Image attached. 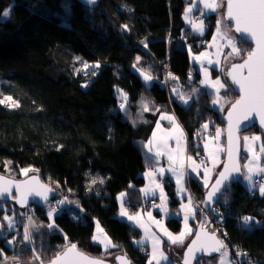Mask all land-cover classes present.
<instances>
[{"label":"trees","instance_id":"1","mask_svg":"<svg viewBox=\"0 0 264 264\" xmlns=\"http://www.w3.org/2000/svg\"><path fill=\"white\" fill-rule=\"evenodd\" d=\"M188 4L187 0H97L93 5L82 0H0V100L9 96L18 103L13 109L0 103V173L21 179L24 170H36L57 191L56 197L82 213L75 218L65 201L53 221L49 206L21 209L40 224L54 227L44 230L34 247L21 239L9 246L11 237L0 236V264L4 255L21 251L30 252L24 257L34 253L39 262L49 263L72 244L99 258L116 254L132 264L148 263L146 249L134 244L141 231L117 215L116 195L125 190L128 206L134 211L142 207L143 174L153 165L145 147L158 111H174L196 159L205 154L203 125L211 122L212 134L218 127L225 129L223 114L214 108L215 94L205 92L185 105L171 93L172 87L199 83V73L193 80L189 77L193 69L189 48L203 50L218 26L219 14L204 15L207 34L194 35L183 20ZM3 11L9 16L3 17ZM235 42L240 49L237 59L245 58L252 45L239 37ZM87 64L98 68L84 74ZM167 70L177 77L169 88L164 81ZM146 76L156 79L150 83ZM223 96L238 98L232 89ZM251 132L260 133L264 145V133L253 127L243 134ZM189 187L203 203L207 189L194 178ZM170 197L175 208L177 201L172 193ZM10 202L0 201V222ZM215 207L224 220L226 240L220 236L231 262L232 247H239L252 264H264V195L248 192L239 181L225 189ZM244 217L252 220L246 224ZM200 220L201 214L193 236ZM96 221L113 249L104 250L92 241ZM167 225L173 232L181 229L175 217ZM207 259L211 260L203 258L196 264Z\"/></svg>","mask_w":264,"mask_h":264},{"label":"crops","instance_id":"2","mask_svg":"<svg viewBox=\"0 0 264 264\" xmlns=\"http://www.w3.org/2000/svg\"><path fill=\"white\" fill-rule=\"evenodd\" d=\"M187 1L189 4L183 15L185 25L194 35L205 37L208 26L204 22H199V17L213 13L220 14V1ZM191 3L194 4L191 5ZM205 3L215 4V11L206 8ZM189 9L191 11H188ZM231 35L232 32L225 27L224 20L219 15L217 29L214 31L210 40L205 41L204 49L201 50L203 51L200 55L202 59L201 65H192L193 69L189 74L191 80L195 79L196 72L200 74L198 84H201V82L207 83V81L213 83L212 90L205 92L215 94V102L220 98L224 100L225 110L224 112L220 110L222 114L225 113L232 103V100H228L223 96V92L231 88L227 81V69L233 62L237 61V53L232 51L229 40L237 48L238 46L235 42L236 38L234 39ZM190 60H192L191 55ZM215 71L217 76H215ZM155 79L151 76L147 81L152 83ZM217 80L221 84H224L225 87H219L215 83ZM205 92H202V90L197 91V98ZM171 93L175 96L178 95L179 101L185 105H189L197 99L192 98V96L184 97L180 87H172ZM185 101L187 102L185 103ZM168 117H173L174 119L170 120ZM211 124V122L205 123L202 132H206L207 129L212 131ZM218 131L219 137L217 138ZM153 133H155V136H153ZM213 135L209 139L206 137L201 145L208 160L206 162H199L190 152L188 134L174 111H158L157 122L145 147L146 153L152 159L153 165L148 167L143 174L145 184L139 192L140 201L143 202L142 207L139 206L138 209L136 208V211L131 209L128 206L129 195L125 190L120 191L116 195L119 203L118 217L141 231V237L139 239L143 238V236L146 238L145 240L141 239L140 244H137L135 241L134 244L136 246H142L147 252H150L147 264L149 262L150 264L165 263V260L163 262L153 260L154 244L155 253H171L175 261L174 264H181V256L193 238L196 217L200 215L195 210L198 199L194 197L189 187V181L191 178L197 179L207 189L215 179L224 161L226 149L224 129L221 127L216 128ZM245 137L249 139L245 140ZM253 137H259V139H253ZM262 149H264V145L260 133L251 132L242 135V159L244 161L242 162L243 176L241 181L248 192H259L261 197L264 194L261 193L260 188L264 187V185L258 187L254 181L256 178L264 176V171H261V169H264V150ZM249 176L251 180L247 179ZM206 181L207 183H205ZM171 193L177 201L175 208L171 206ZM122 213H126V215H122ZM129 216L135 219L130 220L128 219ZM185 216L188 218L187 224H185ZM172 217L177 218L181 223L179 232L171 231L167 225L168 220ZM165 230L168 233H172L173 236H179L183 232V242L173 244L169 240ZM230 255L231 253L226 249L222 256L215 257L211 260L207 259V262L202 264H232Z\"/></svg>","mask_w":264,"mask_h":264},{"label":"water","instance_id":"3","mask_svg":"<svg viewBox=\"0 0 264 264\" xmlns=\"http://www.w3.org/2000/svg\"><path fill=\"white\" fill-rule=\"evenodd\" d=\"M86 5H93L97 2H89V0H82ZM227 4L228 0H225L224 3V18L228 21L230 25H232V29L234 33L241 39L247 41L252 45V50L257 51V43L256 39L250 36L242 35L241 33L235 30V20L229 19L227 16ZM247 59V56L240 61L233 62L227 69V80L232 88V90L238 96L237 99L233 100L229 105L225 113L223 114V121L225 123V156L224 161L219 169L215 179L211 183V185L207 188L204 194V201L202 203V207L204 210H210L213 206L217 204L219 199L221 198L225 189L232 183H236L241 181L243 176V165H242V135L243 133L249 131L253 127H257L261 133H264V124L261 123V113L259 109H254L252 111H247V109L241 107L237 108L233 111V105L237 103L243 96V92H241L238 85L232 82V77L229 73L232 71V66L234 64H241L244 60ZM244 74L247 75V70H244ZM247 111V117L245 118V112ZM229 113H231V118L229 117ZM231 133V144H229V134ZM229 151H231V159H229ZM228 168L229 171L227 173V179L222 181L220 185H216V181L220 178L219 174L224 171L225 168ZM239 169L236 171L235 169ZM0 186L7 187L9 189L8 193L3 194V198H0V201H11L18 208L22 210H27L30 206L36 205L39 207L46 208L48 207V203L57 196V191L47 183H45L39 174L34 173L28 175L25 178L16 179L10 177L6 174L0 173ZM19 186V187H17ZM217 187L218 191H216L211 199L209 198V194L213 193V188ZM39 192L41 195H37ZM10 193V194H9ZM47 197L45 199L44 197ZM23 200V203L20 201ZM205 218L202 213L201 220L198 224V227L195 231L193 238L190 243L187 245L185 251L181 256L180 263L185 264H196L202 258H215L216 256H222L226 250L225 243L221 240V238L214 232H212L208 227L204 225ZM220 241L225 247H220V244L217 243ZM193 242H195V247L192 252L189 253L188 249L192 247ZM68 248L60 252L52 261L49 263L40 262V264H53V262L57 261V257H62L65 252L68 251ZM75 251L82 253L83 255L89 257L90 259H98L102 260L104 264H132L131 260H129L126 256L116 255L114 260L99 258L93 255H90L79 248L76 247ZM120 258H124L123 261ZM9 264H24L21 262H12ZM63 264V262H62Z\"/></svg>","mask_w":264,"mask_h":264},{"label":"snow or ice","instance_id":"4","mask_svg":"<svg viewBox=\"0 0 264 264\" xmlns=\"http://www.w3.org/2000/svg\"><path fill=\"white\" fill-rule=\"evenodd\" d=\"M89 2H95V0H89ZM205 7L210 8L213 11L216 9L215 4L205 3ZM188 11H191V9ZM9 14V11H3L2 13L3 17H8ZM227 16L229 19L235 20V30L237 32L241 33L242 35L255 38L257 43V51L247 53V59L241 64H234L232 66V71L229 73V75L232 77V82L238 85L241 92H243L241 99L237 101L235 105H233V111L241 107L247 109V111L259 109L261 113V123L264 124V0H228ZM229 43L232 46V51L239 55L240 49H238L235 44H232L231 40H229ZM245 69L247 70V75L244 74ZM146 79H150V77H146ZM215 83L219 85V87H225V85L221 84L219 80H217ZM6 99L11 100L12 97H6ZM186 102L187 101H185V103ZM0 103H4V100H0ZM123 107L124 105L121 104V108ZM247 111L245 112V118L247 117ZM229 117L231 118V113H229ZM168 119L171 120L174 118L168 117ZM157 127H159V125H157ZM205 127H207V125H205ZM153 136H155V133H153ZM218 137L219 131L217 132V138ZM244 139L248 140L249 138L245 137ZM253 139H259V137H253ZM149 143H151V141H149ZM229 144H231V133L229 134ZM228 155L229 159H231V151H229ZM235 170L239 171L238 168ZM249 170L251 171V169ZM228 171L229 169L226 167L224 171L219 174L220 178L216 181L217 186L228 178ZM261 171H264V169H261ZM25 172H27V170H25ZM2 179L3 178H0V180ZM247 179L251 180V177L249 176ZM93 183H95V181H93ZM205 183H207V181ZM216 191H218V188L214 187L213 193L209 194L210 199ZM260 191L262 194H264V187H261ZM8 192L9 189L7 187L0 186V198H3V194ZM36 194L41 195L39 192ZM44 198L47 199L46 196ZM20 202L23 203V200ZM48 215L51 217L52 212L49 211ZM122 215H126V213H122ZM4 219H8V217H4ZM128 219L131 220L135 218L129 216ZM187 219V216H185V224H187ZM243 219L246 224L252 220L251 217H244ZM11 226V223H9V227ZM48 227L51 228L53 225L50 224ZM100 231H102V229ZM165 231L169 237V240L173 244L183 242V232L180 233L179 236H173L172 233H168L167 230ZM24 239L31 242L28 233H25ZM93 239H96V237H93ZM100 242L103 243V241ZM8 243L12 242L8 241ZM217 243L220 244V247H225L220 241H217ZM108 244H111L110 240L108 241ZM195 246V242H193L192 247L188 249L189 253L192 252ZM75 249L76 245L72 244L68 251L65 252L62 257H57V261L53 262V264H62V262L63 264H104L102 260L90 259L82 253L75 251ZM154 254L155 244L153 246V255ZM164 258L167 259V257ZM120 259L123 261L124 258ZM185 264H187V262H185Z\"/></svg>","mask_w":264,"mask_h":264},{"label":"rangeland","instance_id":"5","mask_svg":"<svg viewBox=\"0 0 264 264\" xmlns=\"http://www.w3.org/2000/svg\"><path fill=\"white\" fill-rule=\"evenodd\" d=\"M194 3H191V5H193ZM221 9H220V14L222 19L224 20L225 23V27L232 32L231 37L233 36V38L237 39V35L234 33L232 27L230 26V24L228 23V21L224 18V4H221ZM213 12V11H212ZM199 22H203L198 20ZM203 53V51L200 52H195L194 50H192L191 48H189V55H191V64L194 66L195 64L200 66L201 65V58L200 55ZM205 55V54H204ZM243 58H238L237 61L242 60ZM98 64H87L82 68V72L84 74H88L90 72H93L94 70H96L98 68L97 66ZM144 77V76H143ZM228 81V80H227ZM0 86H1V80H0ZM213 88V83L207 81V83H202L201 84H191L190 86L184 87L181 86L180 90L182 91V94L184 97H188V96H192V98H197V91H201L205 92L208 90H212ZM232 89V88H230ZM0 96H1V91H0ZM9 97V96H8ZM219 97V96H218ZM2 100H4V103L9 106L11 109L16 108V106L18 105V103L14 100H7L6 97H3ZM125 108V105L123 107V109ZM214 108L217 110H221L224 112L225 110V102L223 99H218L216 102H214ZM207 138H211L214 135L211 133V131L209 129H207ZM34 173H38L36 170L33 169H27V172H25V170L23 172H21V176L22 178L27 177L28 175L34 174ZM257 179H263L264 177H258L255 179V184ZM264 184L261 185H257L262 186ZM54 198H59V197H54ZM53 198V199H54ZM121 198V197H120ZM64 201L66 202L67 206L69 209H72L73 211V216L75 218H80V215H82V213H80V208H78L76 205H72V203H70L69 201L67 202V200L64 199ZM1 202H5V201H1ZM8 202V201H7ZM50 203V202H49ZM48 203V206H49ZM122 204V202H121ZM4 204H1V207ZM9 207H6V211L7 213L4 215V217H8V219H4L3 217V221L0 222V236H4V237H11L8 241H11L12 243H8L7 244L9 246H13L14 244H16L20 239L22 241V243L28 245V246H32L36 244V242L42 238V235H44V230H49L50 228L45 225V224H40L37 219L34 217V215H31V212L26 214L25 211H22L21 209H19L13 202H10V204L8 205ZM50 207V206H49ZM64 209L63 207H59V208H53V206H51L49 208V211L52 212V215L50 217V219L53 221V218L55 216V214H58L60 212H62ZM48 211V213H49ZM11 213V214H10ZM206 213L207 210H204L203 215H205L204 218H206ZM19 215V217H18ZM207 220V219H205ZM9 223H11V227H9ZM54 227V223L52 224ZM51 227V228H53ZM207 227V226H206ZM102 229V231H100ZM21 233V234H19ZM25 233H28L30 236V241L25 240L24 236ZM38 237H40L38 239ZM93 237H96V239L92 238V241L95 244L100 245L101 247H103L104 250H109V249H113L114 248V244L111 241V239L106 235V233L104 232L102 225L99 221L95 222V231H94V235ZM141 239H146L145 236H143V238ZM141 239H137L134 240L137 244H140ZM111 241V244H108V241ZM100 241H103V243H101ZM107 245V247H106ZM18 245H15L14 248L17 249ZM42 246V244L40 245V247ZM28 252H15L16 255H12V256H6L4 255L3 258V262L1 264H9L12 262H21L24 264H40L39 259L37 257V255H35L34 253H32L29 257L24 255H27ZM30 253V252H29ZM28 253V254H29ZM147 254V252H146ZM116 256V254H110V255H106L105 257L110 259V260H114V257ZM104 257V258H105ZM163 257V258H162ZM164 257H167V259H165ZM218 257V256H216ZM203 259V258H202ZM153 260L157 262H163L165 260L164 264H174V258L171 255V253H155L153 256ZM150 264V262H149ZM160 264V263H159Z\"/></svg>","mask_w":264,"mask_h":264},{"label":"built area","instance_id":"6","mask_svg":"<svg viewBox=\"0 0 264 264\" xmlns=\"http://www.w3.org/2000/svg\"><path fill=\"white\" fill-rule=\"evenodd\" d=\"M199 20L204 21L205 18L201 17V18H199ZM176 79H177V77L173 76L169 70H167L165 72L164 81H165L166 87H168V85H170L171 81L176 80ZM202 141H203V136L201 135L199 137V143H201ZM197 160L199 162L207 161L206 154L199 155ZM256 183H257V185L264 184V180L263 179H257ZM63 202L64 201L62 198H54L50 201L49 206L50 207L53 206V208H59V207H62ZM195 210L198 214L202 215V213L204 212V209L202 207L201 201L198 200L196 202ZM204 217H205V215H204ZM205 219H207V220H205L204 225L207 226L212 232L216 233L220 238H221L220 235H222V236L224 235V239L226 240L224 228H223L224 220H223V217L221 216L218 208L213 206L210 210H208L206 213ZM232 249L235 251L234 254L232 255L233 264H252L248 259L246 251L240 249L239 247H232ZM147 254L149 255L150 252H147Z\"/></svg>","mask_w":264,"mask_h":264}]
</instances>
